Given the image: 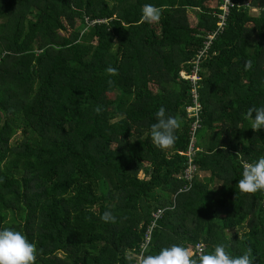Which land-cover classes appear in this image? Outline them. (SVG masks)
Listing matches in <instances>:
<instances>
[{
  "label": "trees",
  "instance_id": "1",
  "mask_svg": "<svg viewBox=\"0 0 264 264\" xmlns=\"http://www.w3.org/2000/svg\"><path fill=\"white\" fill-rule=\"evenodd\" d=\"M219 1L0 0V229L26 235L35 264H128L153 212L172 205L190 130L179 72L217 28ZM234 1L249 6L231 9L201 64L197 174L145 255L224 243L264 264V191L238 188L243 164L264 156L247 116L264 107V0ZM145 4L163 9L158 23L142 20ZM161 106L181 121L167 150L150 137Z\"/></svg>",
  "mask_w": 264,
  "mask_h": 264
},
{
  "label": "clouds",
  "instance_id": "2",
  "mask_svg": "<svg viewBox=\"0 0 264 264\" xmlns=\"http://www.w3.org/2000/svg\"><path fill=\"white\" fill-rule=\"evenodd\" d=\"M141 11L144 22L158 23L163 9L152 4H145ZM250 69L251 61H246L245 70ZM106 72L110 76L118 75V69L112 66L107 67ZM108 83L111 85L113 81L109 80ZM100 111V107H97L96 112ZM253 113H255L254 116ZM155 116L156 122L150 129L152 143L161 150L172 148L177 140L175 133L181 128V121L176 116L166 114L163 106L156 111ZM247 116L252 120L253 131L264 128V107L249 108ZM238 188L245 194L264 191V156L254 163L243 164L242 178L238 181ZM101 219L106 223L116 222V217L110 211H105ZM228 247L229 245L219 243L212 252H205L203 249L193 250L180 244H173L162 248L156 255H145L147 248H143L139 258L126 254L125 259L128 264H133L134 260L136 264H253L251 247L238 256H233L228 251ZM36 259V245L29 242L26 235L13 228L0 229V264H35Z\"/></svg>",
  "mask_w": 264,
  "mask_h": 264
},
{
  "label": "built area",
  "instance_id": "3",
  "mask_svg": "<svg viewBox=\"0 0 264 264\" xmlns=\"http://www.w3.org/2000/svg\"><path fill=\"white\" fill-rule=\"evenodd\" d=\"M248 7L249 2H246L244 5L237 4L234 0H220L219 1V8L220 12L216 13L217 16V28L211 32L208 33L205 36V39L203 41L202 46L198 49L195 57L192 60L191 63V71L190 73H186L183 70L179 72V77L181 79H186L190 82L191 89H190V104L186 106L185 112L186 117L190 121V130L188 132V143L185 148V150L180 151V154L184 156L185 159V167L182 171V180L184 181L181 188L177 190L175 195L173 196L172 205L164 208H158L156 211L153 212L151 220L144 232V236L142 238V241L138 247V250L135 254L136 258H139L141 254V250L143 248H147L151 239V234L153 229L156 227L157 222L161 219L163 213L167 209L174 208L175 205V199L177 195L187 193L192 188V184L194 182L195 175L197 174V164L195 162L196 153L199 150V146L197 145V137L196 132L197 129L200 127V98H199V86L198 83L201 80L200 73L202 71V61L208 56V50H210L213 39L216 37L217 34L222 32L224 30V27L227 23V18L231 12L232 8H240ZM250 10H253L254 12H257L256 8H251ZM88 25L93 24L95 21H88L86 19L85 21ZM97 22H103V21H97ZM197 249H205V246L203 243H197L194 246V250ZM145 254V253H144ZM133 264H136V261H133Z\"/></svg>",
  "mask_w": 264,
  "mask_h": 264
},
{
  "label": "rangeland",
  "instance_id": "4",
  "mask_svg": "<svg viewBox=\"0 0 264 264\" xmlns=\"http://www.w3.org/2000/svg\"><path fill=\"white\" fill-rule=\"evenodd\" d=\"M250 11L253 14L257 13V12H254L253 10H250ZM188 16H189V19L191 20V23H194V21H195L194 14L191 11H188ZM161 204L163 205L164 203H161ZM166 204L168 205V203H166Z\"/></svg>",
  "mask_w": 264,
  "mask_h": 264
}]
</instances>
